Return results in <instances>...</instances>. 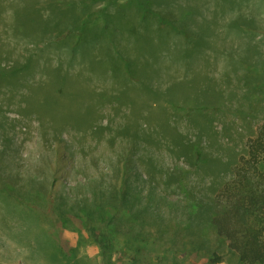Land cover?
Listing matches in <instances>:
<instances>
[{
    "label": "rangeland",
    "instance_id": "374dc122",
    "mask_svg": "<svg viewBox=\"0 0 264 264\" xmlns=\"http://www.w3.org/2000/svg\"><path fill=\"white\" fill-rule=\"evenodd\" d=\"M138 1L0 0V264H237L236 253L221 245L222 261L209 263L199 244L210 229L200 213H189L198 211L202 194L220 187L264 123V0L149 2L171 9L186 35L141 22ZM76 13L92 17V37L79 49L68 30ZM105 16L111 37L102 30ZM146 39L164 43L149 53L150 46L141 47ZM117 50L130 69L119 57L101 72L90 69ZM66 74L72 81L64 83ZM47 88L56 97L47 104L62 114L41 109ZM82 88L92 101H73ZM62 143L71 151L59 152ZM195 149L201 157L193 165ZM127 158L143 179H129L141 207L150 196L158 211L151 208L141 227L140 219L123 217L121 245L111 256L76 221L53 227L10 193L34 199L37 189L48 192L58 164L52 193L81 198L90 185L112 181ZM187 198L191 207H184Z\"/></svg>",
    "mask_w": 264,
    "mask_h": 264
},
{
    "label": "trees",
    "instance_id": "16d2710c",
    "mask_svg": "<svg viewBox=\"0 0 264 264\" xmlns=\"http://www.w3.org/2000/svg\"><path fill=\"white\" fill-rule=\"evenodd\" d=\"M149 2H151V0L138 1L141 10V22L146 25L156 22L164 28L169 27L177 32H183L185 35L189 32V30L185 28L186 25L180 22L179 24L176 21L174 12L171 9H168L167 11L154 9L150 6ZM91 19L92 17H82L77 13L70 18L69 22L73 24L74 29L69 28L68 30L71 32V37L75 39L73 45H76L77 49L83 45L84 40L86 41L87 38L92 37L89 34L92 23ZM240 20V18H238V20H233L232 24L239 25ZM103 21L104 27L102 30H104L105 33L107 32V34H110L111 37L113 32L109 28L110 23L106 16ZM244 28L245 27L242 29H250L249 27H246L247 29ZM76 29L79 35L75 32ZM109 41L116 46V42L111 38H109ZM163 43L164 42L161 41L154 43L152 39H146L144 41L145 46L141 45V47L147 52L150 46L151 50H149V53H151L152 51H156L159 45ZM77 49L76 47L72 49V53L76 54ZM118 49L120 48L118 47ZM76 55L82 57L84 53ZM124 55V52L117 50L115 52V57L113 58L111 56V59H109L108 62L105 61V59L97 61V63L101 64L100 68L95 64V66L90 69L101 72L102 69L107 65H110L112 61H115L114 59H116V57H119L124 58L126 61V69L128 70L130 69L129 63L128 60L123 57ZM90 59L92 60L93 58ZM56 70L60 74L61 71L59 68ZM49 71L52 72L50 74H53L54 72L53 69ZM58 73H54L53 76L58 75ZM66 76L67 74L64 77ZM56 79L57 78L53 77L51 82L55 83ZM74 79L73 81L75 84V82L77 83L78 79L81 78L78 76ZM70 81L72 80L66 77L64 83ZM85 90L88 91L87 88L80 89V94L73 91V101H75L74 98H77L79 95L91 98ZM46 91V97L44 94L42 95L44 99L43 105L46 109L44 107L41 108V105H39L38 108L43 110H53L56 115L62 114V110L58 111L56 106L47 104L48 102H54L52 99L56 97H54L52 93H49L48 88ZM89 100L92 101V98ZM133 104L135 105L136 102L133 101ZM164 122L166 125L168 124V120ZM126 130L132 131L130 126H127ZM137 130L138 129L134 132L135 136L139 134V130ZM62 147L67 150L69 149L68 146L62 143L58 148L59 152L62 151ZM193 155L195 158L193 165H195L197 161H200L201 152L195 149ZM132 162L133 160L131 158H127L124 162L123 170L116 173L114 176L115 179L113 180V177L112 181L102 186V189H97L93 185H90L88 188L90 196H88L89 194L87 193L81 198L72 197V199H69L66 192L62 191L57 197H55L52 191L56 189V170H58V164L52 166L53 177L51 180H47V187H49L48 192L45 193V191L37 189L35 194H31L30 196V198H33L32 195H34V199L19 196L14 191L10 193L25 206L34 209L38 214V218L40 217L42 221L47 222L53 227L55 225L57 226L58 223L67 224L70 221L72 223H75L74 221H76L79 224L77 229L80 228L79 230H81V228H83L98 245L100 251L103 254L111 256L114 253L113 250H116L121 245L118 232L121 222L124 221L123 217L131 216L130 219L132 220L140 219L141 227L142 225H145L146 222L149 223L146 218L148 213L158 211V209L151 205L150 196L145 208L141 207V194L138 193L136 188H133L129 182V179L132 176L141 178L138 172L135 171L133 173L134 165ZM1 176L5 177L4 171L0 172V180L2 179ZM104 179L105 178H102L103 181ZM34 180L35 177H32L29 181L31 183ZM219 184L220 187H216L214 192H207L202 194L200 198L198 197L201 199V201L196 204L198 211L188 212L190 215L197 212L198 214L200 213L201 217L199 218L203 220L198 221L204 223V226H208L211 232L210 238L203 240L199 244V248L205 250L204 255L208 258L209 263H219L222 261L223 256H221L215 248L216 245H221L224 247L222 249L223 253H236L238 257L237 264H264V123L260 125L256 134H254V136L247 142L246 151L240 156L238 163ZM7 188H9V186H7ZM41 200L43 203L40 202ZM68 201H72V206H69ZM191 204L192 201L187 198L184 207H191ZM150 209L152 211H150ZM186 215L187 213H184L183 216L181 215V219L182 217L185 219ZM195 218L198 217L194 215V219ZM162 226L164 225L159 224V229H162L160 228ZM134 233L135 236L138 234L137 228H134ZM210 241H213V244L211 245L212 247H208V242ZM54 248H57L56 251H59V253L63 254L66 258L69 257V252L66 254L61 244L56 243ZM74 252L75 249L70 248V253Z\"/></svg>",
    "mask_w": 264,
    "mask_h": 264
}]
</instances>
